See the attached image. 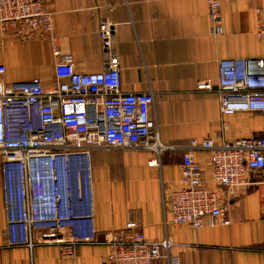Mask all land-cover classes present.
<instances>
[{"label":"crops","instance_id":"obj_1","mask_svg":"<svg viewBox=\"0 0 264 264\" xmlns=\"http://www.w3.org/2000/svg\"><path fill=\"white\" fill-rule=\"evenodd\" d=\"M48 5L58 45L74 56L77 72H102L117 57L123 92L154 94L150 117L164 149L87 147L80 159L81 189L90 206L80 220L84 231L64 233L81 239L71 256L58 244L33 249L9 244L0 168V264H108L107 235L123 232L130 222L150 241L168 237L178 264H264V173H249L247 187L228 193L213 180L212 152L200 147L193 155L207 187L229 200L230 223L174 225L170 200L181 187L183 156L192 141L264 136V115H222L216 92L220 60L264 58V40L256 36L264 0L224 1L221 36L212 35L207 0H48ZM103 21L114 29L109 51L100 38ZM0 64L6 83L39 79L45 89L56 83L57 60L47 39L24 42L0 31ZM205 79L212 80L213 91L197 90Z\"/></svg>","mask_w":264,"mask_h":264},{"label":"built area","instance_id":"obj_2","mask_svg":"<svg viewBox=\"0 0 264 264\" xmlns=\"http://www.w3.org/2000/svg\"><path fill=\"white\" fill-rule=\"evenodd\" d=\"M226 0H207L211 32L221 36V7ZM0 31L21 41L47 39L57 60L56 83L45 89L41 80L6 83L0 64V163L7 206V235L12 246L58 244L65 256L80 241L64 233L84 231L80 220L90 204L83 200L80 159L87 147L139 148L160 153L157 124L150 117L154 94L125 93L117 57L102 72H77L72 54L63 53L54 35L48 0H0ZM256 36L264 40V12ZM100 38L105 51L113 45L114 29L103 21ZM217 95L222 115H264V58L223 59L218 62ZM211 79L197 84L213 91ZM210 150L213 180L228 193L249 185L251 172L264 173V136L228 141H192L183 156L181 187L171 193L174 225L195 229L228 225V202L207 187L193 155ZM151 165L158 166L153 160ZM84 240L89 238L84 237ZM108 264H156L171 255L175 246L167 237L150 241L130 222L123 232L106 237Z\"/></svg>","mask_w":264,"mask_h":264},{"label":"rangeland","instance_id":"obj_3","mask_svg":"<svg viewBox=\"0 0 264 264\" xmlns=\"http://www.w3.org/2000/svg\"><path fill=\"white\" fill-rule=\"evenodd\" d=\"M0 168H1V163H0Z\"/></svg>","mask_w":264,"mask_h":264}]
</instances>
